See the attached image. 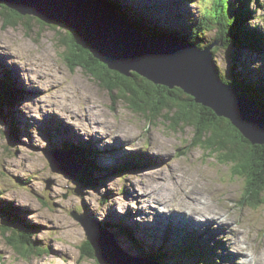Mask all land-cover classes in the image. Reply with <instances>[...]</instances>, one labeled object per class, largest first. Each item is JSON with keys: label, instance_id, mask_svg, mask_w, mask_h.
Wrapping results in <instances>:
<instances>
[{"label": "rangeland", "instance_id": "1", "mask_svg": "<svg viewBox=\"0 0 264 264\" xmlns=\"http://www.w3.org/2000/svg\"><path fill=\"white\" fill-rule=\"evenodd\" d=\"M123 1L145 8L150 23L184 29L200 22L208 5V0ZM237 3L227 0L230 18L240 13ZM5 6L7 13H17ZM248 6L254 11L249 25L264 34V0H250ZM3 10L1 6L0 84L7 80L17 95L14 104L3 107L5 113L0 111V204L11 202L23 221L38 225L34 237L46 252L21 255L10 244L0 215V264H101L82 255L87 233L73 211L112 233L133 258L204 264L199 254L183 249L195 239L201 248H216L209 264H264V193L260 199L248 197V179L236 170L241 160L225 162L221 152L203 145L210 134L198 140L192 123L173 120L174 113L166 117L165 111L153 119L135 112L118 99L117 90L110 92L80 66L71 69L62 42L69 24L46 26L19 12L15 24H5ZM218 28L204 31L202 43H222L215 41ZM214 59L227 76L232 68L252 79L264 75V50L221 48ZM68 144L93 151L89 159L96 170L88 171L91 166L85 172L79 161L83 169L76 177L55 172L46 153L68 158L70 151L77 158ZM258 200L263 203L249 204ZM172 201L198 219H184L177 212L166 216ZM151 250L163 258L151 260L145 255Z\"/></svg>", "mask_w": 264, "mask_h": 264}, {"label": "trees", "instance_id": "2", "mask_svg": "<svg viewBox=\"0 0 264 264\" xmlns=\"http://www.w3.org/2000/svg\"><path fill=\"white\" fill-rule=\"evenodd\" d=\"M108 1L117 9L119 14L126 17L143 32L162 36L176 35L184 41L196 43L199 47H206L213 44V42L202 43V33L204 31L206 32V30H216L219 27L218 31H216L215 41L221 40L222 43L214 49V56L221 48L229 51H232L235 47H239L240 49L250 47L257 51L264 50V34L260 31L258 26L249 25L250 17L254 13V11L249 10L248 4L250 0H237L240 13L234 18H230L228 15L227 0H211V3L210 0H208V5L206 4L207 8L201 21L195 22L196 24L192 23L185 29L178 24L176 25L177 27L174 28L159 27L149 22L148 16L144 12L145 8H136L133 4L124 3L123 0ZM213 1L214 3L212 6ZM1 6L5 9V11L3 10L1 12L5 16L3 17L5 24H15L17 18L21 15L14 12L15 15L13 14V16L7 13L8 8L5 5H0V7ZM9 17H13L12 20H10ZM55 25L63 24L56 22ZM58 28L62 27L59 26ZM69 29L70 31L67 30L65 34L63 33L65 37L62 38V42L68 47L67 52L69 53V66L71 69L74 70L80 66L85 72L96 78L101 85L106 87L110 92L117 90L119 92L118 99L126 101L135 112L146 114V116L153 119L163 116L165 111L167 113V116L165 115L166 117H169L168 114L174 113L172 116L173 120L183 123H192L196 132H199L198 140L201 141V136L210 134L211 139L203 141V145L216 153L221 152L220 157L225 162L231 160L236 162L238 159L241 160L243 165L241 163L238 164L237 166L239 167L236 170L238 173L245 175L248 179L250 187V189L248 188V197H250L251 200H253V198L260 199L261 191L264 193V145L251 144L242 133L232 125L230 120L218 117L212 109L196 103L191 95H188L178 87L170 89L166 86L156 85L135 72L132 73V76L128 77L109 69L107 65L92 55L80 38L71 31L70 26ZM239 56L240 55H238V57ZM231 70L233 71L229 72L228 76L226 73H221L220 71L221 78L227 83L237 84L241 89V94L257 102L260 108L264 109V75H261L257 79H252L249 77L251 74L248 75L247 73L237 72L234 68ZM0 85L3 87L0 86V100L2 101L0 111L1 113H5L3 107L9 105V103L14 104L17 92L12 90L10 87L11 84L7 80ZM3 89L9 92V97L3 93ZM68 147L76 152L78 161H80L82 165H85V172L91 168V166L93 168L88 171L91 172L93 169L96 170L93 162L89 159L93 151L89 152L73 144H68ZM88 180L84 179V182ZM4 203L6 204H0V215L5 224L3 225L5 233H10L8 240L12 247L25 257H31L46 252V247L39 245L34 237L37 234L35 233V228L38 227V225L28 224L23 221L18 207L13 206V204L8 201ZM262 203L261 200H258L255 203L249 204L258 206ZM19 221H21V223ZM128 235L130 234L128 233ZM83 248L82 255L87 254L89 258H95L94 249L88 241L85 242ZM85 249H90V251H85ZM183 249L185 252L199 254L200 261L204 264H209L211 261L209 257H214L216 255V248H201L199 241L195 239L186 241ZM160 254L161 253H155L151 250L146 252L145 255L151 260H153V258L161 260L163 256ZM159 263L165 264L163 261H159Z\"/></svg>", "mask_w": 264, "mask_h": 264}, {"label": "water", "instance_id": "3", "mask_svg": "<svg viewBox=\"0 0 264 264\" xmlns=\"http://www.w3.org/2000/svg\"><path fill=\"white\" fill-rule=\"evenodd\" d=\"M0 5L39 18L46 26L69 24L93 56L109 69L128 77L135 72L170 89L178 87L218 117L230 120L253 145H264V109L241 94L237 84L221 78L213 53L221 43L202 48L177 37L145 33L107 0H0ZM68 153V158L56 151H48L46 156L55 172L76 177L83 167L72 152ZM47 183L51 188L53 181ZM72 215L86 229L87 240L101 264H135L124 255L112 233L83 212L73 211ZM134 259L137 264H155Z\"/></svg>", "mask_w": 264, "mask_h": 264}, {"label": "bare ground", "instance_id": "4", "mask_svg": "<svg viewBox=\"0 0 264 264\" xmlns=\"http://www.w3.org/2000/svg\"><path fill=\"white\" fill-rule=\"evenodd\" d=\"M128 1V0H127ZM136 4V3H135ZM150 9V8H149ZM157 35V34H156ZM183 38V37H182ZM154 117V116H153ZM102 126V125H101ZM115 126V125H114ZM114 126H112V127H114ZM115 164V163H114ZM149 164V163H148ZM88 173V172H87ZM189 180H191V178L189 179ZM183 181V180H182ZM190 182V181H189ZM182 183V182H181ZM194 184V183H193ZM149 185V184H148ZM181 185L182 184H180V188H181V190H182V192H184V195L187 197V195H186V189L184 190V188H182L181 187ZM185 187V186H184ZM192 189V188H191ZM191 189H190V191H191ZM194 191V190H193ZM198 191V190H197ZM204 191V190H203ZM195 192V191H194ZM198 193V192H197ZM188 194H189V192H188ZM194 194V193H193ZM141 195V194H140ZM182 195V194H181ZM189 196H191V195H189ZM159 199V198H158ZM164 199V198H163ZM166 199V198H165ZM162 202H164V201H162ZM176 203H178V202H175V201H172V203H171V206L173 207V208H171L170 210H169V212L168 213H170V214H168V213H165V215L166 216H168V215H170V216H172L173 214L172 213H174V212H177L178 214H180V216H182V218H184V219H189V220H194V219H198L197 218V216L195 215V216H188V214L184 211V210H186V208L184 207V206H182L180 203H178L180 206H181V208L183 209V210H180V209H177L178 207L176 206ZM189 205V204H188ZM144 206V205H143ZM168 206H170V205H168ZM206 206H208V205H206ZM185 208V209H184ZM205 208V207H204ZM168 209V208H167ZM199 209V208H198ZM211 209V208H210ZM165 210H166V208H165ZM193 213V212H192ZM207 213V212H206ZM205 213V214H206ZM199 214V213H198ZM210 214H214V213H210ZM217 214V213H216ZM205 217V216H204ZM196 223V222H195ZM83 226V225H82ZM84 227V226H83ZM232 248V247H231ZM233 250V249H232ZM199 253V252H198ZM124 255H127L135 264H137L136 263V261H135V259L130 255V254H128V253H125ZM257 257V256H256ZM137 259H139V260H143V261H145V259L146 258H142V259H140V258H137ZM255 260V259H254ZM264 260V259H263ZM253 261V260H252Z\"/></svg>", "mask_w": 264, "mask_h": 264}]
</instances>
